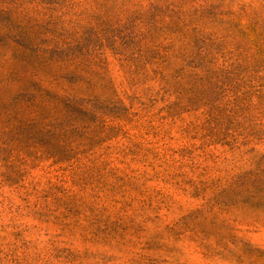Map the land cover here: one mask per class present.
Segmentation results:
<instances>
[{"label":"rangeland","instance_id":"obj_1","mask_svg":"<svg viewBox=\"0 0 264 264\" xmlns=\"http://www.w3.org/2000/svg\"><path fill=\"white\" fill-rule=\"evenodd\" d=\"M0 264H264V0H0Z\"/></svg>","mask_w":264,"mask_h":264}]
</instances>
